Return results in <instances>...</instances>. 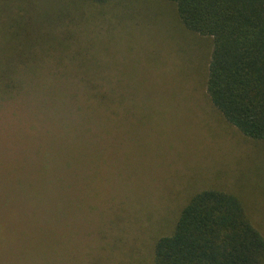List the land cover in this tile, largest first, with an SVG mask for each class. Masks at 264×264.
<instances>
[{
    "label": "rangeland",
    "instance_id": "obj_1",
    "mask_svg": "<svg viewBox=\"0 0 264 264\" xmlns=\"http://www.w3.org/2000/svg\"><path fill=\"white\" fill-rule=\"evenodd\" d=\"M154 2L156 6L144 0H118L113 14L105 13L109 5L93 9L99 27L92 21L73 25L76 35L85 27L80 41L72 39L67 49L83 66L73 71L84 70L87 77L89 70L106 75L109 83L101 84L118 94L120 115L94 113L93 118L83 109L93 131L86 126L77 131V125L68 121L69 133L56 135L57 129L46 133V119L61 108L59 95L45 94L47 86L39 81L25 83L17 104L5 108L3 115L10 122L0 119V184L7 209L17 201L25 217L3 213L12 226L7 235L21 242L16 247L0 244V264H121L132 233H139L125 214L145 210L138 200L142 191L136 196L124 192V184H141L136 178L144 187L164 190L149 224L154 231L144 225L141 239L164 228L168 209L186 186L196 183L194 172L202 183L227 188L236 184L250 193L255 172L264 183V145L242 138L206 101L207 40L185 31L172 7ZM69 81H74L72 75ZM69 109L80 114L73 99ZM13 111L20 124L13 122ZM33 124L36 132L26 130L21 137V125ZM174 168L182 171L176 177L171 176ZM55 170L61 183H68V191L52 177ZM25 184H30L31 195L22 188ZM257 197L264 209L262 197ZM43 204L51 205L53 224L45 218ZM121 207L124 218L118 217L119 222L114 213ZM26 226H38L40 231L25 230Z\"/></svg>",
    "mask_w": 264,
    "mask_h": 264
},
{
    "label": "trees",
    "instance_id": "obj_2",
    "mask_svg": "<svg viewBox=\"0 0 264 264\" xmlns=\"http://www.w3.org/2000/svg\"><path fill=\"white\" fill-rule=\"evenodd\" d=\"M117 1L0 0V119L9 123L3 115L5 108L17 104L16 97L23 85L38 81L47 86L45 94L48 92L52 98L59 95L61 110H54L55 114L46 119V133L54 129H57L56 135L69 133L68 121L77 125V131L85 126L88 132L93 131L91 122L89 125L87 116L81 113L83 109H88L93 118L95 114L99 117L120 115L118 94L108 86L103 89L105 86L101 84L103 80L109 83L105 81L106 75L89 70L87 77L84 70L73 71L83 66L75 62L78 55L67 50L72 39L80 41L78 38L85 28L76 35L73 25L92 21L99 27L93 9L109 5L105 13L111 12ZM144 2L157 5L154 0ZM160 4L173 8L178 24L185 31L208 42L204 74L206 101L242 138L264 145V0H160ZM92 39L98 40V37ZM71 75L73 82L69 81ZM71 99L80 114H72ZM42 110L45 115L46 110ZM12 115L14 111L11 118L20 124ZM21 127L24 129L21 137L26 130L36 132L35 124ZM174 169L173 177L182 172ZM194 175L195 172L192 177L196 183L186 186L179 201L176 204L174 201L171 212L168 209V214L164 215V228L152 232L148 239H141L140 233L158 213L164 190L155 188L156 195L154 189L144 187L138 178L136 183L140 181L141 184L129 187L124 184V192L132 191L136 196L142 191L138 200L145 210L134 215L125 214L127 219L134 221L133 226H137L139 233H132L129 252L120 255L121 264H264V209L259 207L257 197L261 196L264 201V183L259 174L255 172L253 176L251 193L236 184L227 188L202 183L201 178ZM52 177L68 191V183H61L62 176L56 170ZM243 180L244 177L240 179ZM25 185L22 188L31 195L30 184ZM2 187L0 184V244L16 247L21 241L7 235L12 226L8 225L5 214L25 217L20 213L23 205L16 201L15 207L7 209L6 192ZM42 207L49 225L53 224L55 214L51 205L43 204ZM121 211L124 212L122 207L114 213L119 222L124 218ZM146 219L148 222L144 223ZM119 228L124 227L119 225ZM25 230L40 231L38 226H26ZM39 242L44 244L41 239ZM134 250L139 252L133 255Z\"/></svg>",
    "mask_w": 264,
    "mask_h": 264
}]
</instances>
